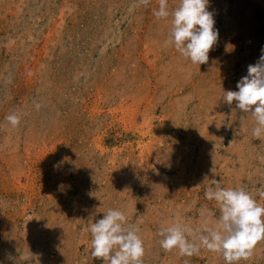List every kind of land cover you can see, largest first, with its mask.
I'll return each instance as SVG.
<instances>
[{
  "label": "rangeland",
  "instance_id": "obj_1",
  "mask_svg": "<svg viewBox=\"0 0 264 264\" xmlns=\"http://www.w3.org/2000/svg\"><path fill=\"white\" fill-rule=\"evenodd\" d=\"M158 7L0 0V264H104L90 224L109 209L139 227L143 264H226L203 245L166 251L160 229L191 227L199 243L219 223L213 181L264 205V139L223 100L264 54V0H210L219 38L201 65ZM235 264H264V238Z\"/></svg>",
  "mask_w": 264,
  "mask_h": 264
},
{
  "label": "clouds",
  "instance_id": "obj_2",
  "mask_svg": "<svg viewBox=\"0 0 264 264\" xmlns=\"http://www.w3.org/2000/svg\"><path fill=\"white\" fill-rule=\"evenodd\" d=\"M140 2L147 6L150 0ZM209 4L210 0H179L178 6L170 12L168 0H159V7L153 12L157 19L171 15L170 42L193 64L207 63L209 52L219 38ZM223 100L229 106L235 102L242 112H252L257 124L253 135L264 139V54L255 64L248 65L247 75L238 81L237 90H227ZM6 119L13 126L20 122L16 114ZM213 185L205 190V197L219 204L218 225L197 230L201 231L199 243L188 238L193 233L191 227L180 224L162 227L160 245L166 251L178 248L182 255L189 256L203 245L222 253L226 264H235L247 259L254 244L264 238V205L242 187L226 188L218 181H213ZM139 231L138 226L128 223L123 211L107 210L102 218L90 224L93 257L102 259L104 264H143L144 246ZM29 259V255H24L14 264H26Z\"/></svg>",
  "mask_w": 264,
  "mask_h": 264
}]
</instances>
